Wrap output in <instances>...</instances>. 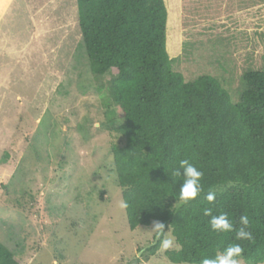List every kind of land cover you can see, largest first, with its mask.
I'll use <instances>...</instances> for the list:
<instances>
[{"label":"rangeland","instance_id":"obj_1","mask_svg":"<svg viewBox=\"0 0 264 264\" xmlns=\"http://www.w3.org/2000/svg\"><path fill=\"white\" fill-rule=\"evenodd\" d=\"M164 1L172 70L216 79L237 104L244 74L264 71V0H172V27ZM45 2L46 48L32 40L23 63L0 64V241L23 264H174L160 247L146 252L152 224L131 230L119 208L112 146L125 143L115 131L124 119L107 92L116 72L90 71L76 0Z\"/></svg>","mask_w":264,"mask_h":264},{"label":"trees","instance_id":"obj_2","mask_svg":"<svg viewBox=\"0 0 264 264\" xmlns=\"http://www.w3.org/2000/svg\"><path fill=\"white\" fill-rule=\"evenodd\" d=\"M78 26L90 59V71L115 70L107 92L121 112L115 131L125 137L112 154L131 230L160 221L179 249L165 252L174 264H201L228 245L240 244L247 264L264 263V71L244 74V91L233 104L211 77L186 81L171 68L166 51L164 0H76ZM170 25L175 17L169 1ZM176 10V8H175ZM168 52L177 50L169 31ZM190 159L202 172V192L177 206L182 178L171 169ZM215 192L209 204L205 196ZM225 213L239 227L249 217L251 241L235 233H216L209 216ZM159 245L147 247L154 254ZM0 264H23L0 241Z\"/></svg>","mask_w":264,"mask_h":264},{"label":"clouds","instance_id":"obj_3","mask_svg":"<svg viewBox=\"0 0 264 264\" xmlns=\"http://www.w3.org/2000/svg\"><path fill=\"white\" fill-rule=\"evenodd\" d=\"M0 5L7 7L4 0H0ZM170 178H182L181 187L176 197V205L183 206L195 200L202 192L201 179L203 172L190 161V159H182L178 163V167L171 169ZM216 193L209 191L205 199L211 204L215 201ZM119 208L125 210L128 203L125 200L119 202ZM204 215L209 216L210 229L216 233H235V239L238 241H251L253 239L252 232L249 228V217L242 215L239 218V227H235L228 215L221 213L212 215L210 208L204 210ZM148 233V244H158L162 252L169 249H179L175 237L168 231H165V225L160 221H153ZM244 252L243 247L238 243L228 245L222 252L211 258H203L201 264H240V258ZM134 257H138L139 253L134 252Z\"/></svg>","mask_w":264,"mask_h":264},{"label":"crops","instance_id":"obj_4","mask_svg":"<svg viewBox=\"0 0 264 264\" xmlns=\"http://www.w3.org/2000/svg\"><path fill=\"white\" fill-rule=\"evenodd\" d=\"M4 3L7 7L0 5V64L9 70L15 62L23 63L22 57L29 56L31 50L38 53L46 48L44 41L52 31L46 24L52 21L47 16L45 0H4ZM64 6L65 3L60 4L56 13L59 17L65 16ZM32 40H37L33 49Z\"/></svg>","mask_w":264,"mask_h":264}]
</instances>
